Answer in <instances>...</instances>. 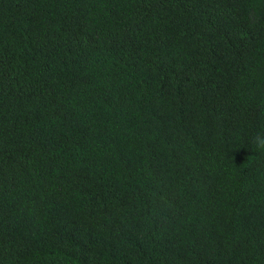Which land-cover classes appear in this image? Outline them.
Here are the masks:
<instances>
[{"label":"trees","instance_id":"trees-1","mask_svg":"<svg viewBox=\"0 0 264 264\" xmlns=\"http://www.w3.org/2000/svg\"><path fill=\"white\" fill-rule=\"evenodd\" d=\"M264 0H0V264H264Z\"/></svg>","mask_w":264,"mask_h":264},{"label":"clouds","instance_id":"clouds-1","mask_svg":"<svg viewBox=\"0 0 264 264\" xmlns=\"http://www.w3.org/2000/svg\"><path fill=\"white\" fill-rule=\"evenodd\" d=\"M255 153H264V130L256 132L250 140Z\"/></svg>","mask_w":264,"mask_h":264}]
</instances>
